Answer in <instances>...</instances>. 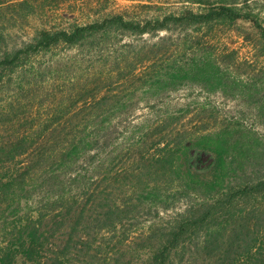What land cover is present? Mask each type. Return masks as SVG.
<instances>
[{
    "label": "trees",
    "instance_id": "1",
    "mask_svg": "<svg viewBox=\"0 0 264 264\" xmlns=\"http://www.w3.org/2000/svg\"><path fill=\"white\" fill-rule=\"evenodd\" d=\"M29 4L0 0V11ZM246 7L247 0L241 7L217 3L201 12L185 9L143 21L113 14L68 29L42 28L20 48L0 50L1 89L31 59L60 46L92 50L124 36L157 37L148 47L123 44L133 51L113 57L114 74L92 80V88L73 105L68 124L47 120L41 130L33 116L4 120L7 108L13 111L12 102L0 109V128L15 126L0 140V264H81V254L83 259L98 257L90 251L98 249L92 241L99 234L126 251L125 221L139 207L159 221L138 237L136 258L126 264H264V179L232 184L227 169L220 167L221 145L208 134L192 137L176 111L146 119L141 126L130 124L133 140L127 150H135L136 164L128 182L106 168L116 148L105 152V131L118 116L125 114V120L132 115L137 104L130 99L140 90L174 91L184 74L201 73L195 62L188 70L180 60L164 62L169 37L159 34L188 36L216 23L244 21L256 31L264 53V27ZM204 66L218 68L215 61ZM146 106L153 109L156 102ZM167 193L185 199L186 206L163 221L160 211L171 209L175 200ZM190 197L199 201L189 202ZM58 238L61 244L55 242ZM111 251L85 262L113 264Z\"/></svg>",
    "mask_w": 264,
    "mask_h": 264
},
{
    "label": "rangeland",
    "instance_id": "2",
    "mask_svg": "<svg viewBox=\"0 0 264 264\" xmlns=\"http://www.w3.org/2000/svg\"><path fill=\"white\" fill-rule=\"evenodd\" d=\"M2 1L7 4L19 2ZM28 2L30 3L28 7L0 11L1 51L20 48L31 41L36 31L42 28L68 29L72 25L89 24L113 14L143 21L166 14H178L185 9L201 12L210 4L233 3L241 7L244 0H28ZM247 4L246 9L255 15L258 23L264 27V0H247ZM30 8L34 9V13L29 14ZM184 34L179 31L159 34L169 37L166 43L168 51L162 59L164 62L180 60L185 63L186 70L195 62L193 64L197 63L201 67V73L184 74L174 91H166L168 89L152 93L138 91L130 99L131 103L137 104L132 115L125 120V114L118 116L105 131V152L109 154L112 148H116L110 158L108 157L109 165L107 164L106 168L112 169V172H119L120 181L128 182L127 176L136 164L133 157L135 150H127L128 142L133 140L128 134L130 124L141 126L146 119L176 111L192 137L208 134L221 145L220 167L227 169L226 177L232 184L264 179V53L261 51L256 31L248 22L241 21L230 25L216 23L203 27L198 32L189 31L188 36ZM185 37L188 41L183 43L181 39ZM156 42L157 37L149 35L140 38L124 36L120 40L110 39L106 45L99 46L98 49L60 46L31 59L23 71L8 79L0 89V109L8 107L11 102L14 107L12 112V109L9 111L7 108L3 113L7 114L4 120L9 118L16 122L23 116L26 118L33 116L35 125H39L41 130H44L47 120L60 119L64 121V125L68 124L66 121L73 114V105L78 102L80 96L92 88V80L95 78L103 80L109 74H114L113 57L126 55V51H133L132 48H124L123 44H131L138 49L152 46ZM211 61H215L218 68L204 66ZM153 102H156L155 108L146 106V103ZM84 115L83 111L80 112L77 115L78 119ZM27 124L28 121L25 126H28ZM113 125L116 126L115 129L112 128ZM14 127L8 125L6 129L0 128V140L12 133ZM66 131L68 132V129ZM83 169L82 167L81 170ZM169 196L167 193V197ZM176 198L171 197L175 199L171 209L160 211L159 216L163 221L185 208V199ZM186 199L194 203L199 201L195 197ZM158 221L152 211L148 213L145 207L143 210L139 207L138 211L125 221L123 228L127 236L126 242H130L131 248L124 251V247L121 248L122 245L116 244L115 240L109 241L107 235L105 238L99 234L92 241L93 245L99 246L98 249L93 248L90 251L92 253L96 251L98 257L83 259L81 254L77 262L81 264H86L85 261L89 260L95 262L96 258H102L104 253L110 250L114 251V253L111 251L109 257L111 263L131 262L136 258L134 247L135 244H139L138 237L146 231L149 224ZM3 231L4 227H0L1 236ZM55 242L59 244L60 238L55 239ZM194 264L202 263L197 261ZM205 264L213 263L207 261Z\"/></svg>",
    "mask_w": 264,
    "mask_h": 264
}]
</instances>
